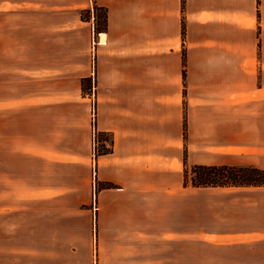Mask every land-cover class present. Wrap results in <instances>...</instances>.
<instances>
[{"label":"crops","instance_id":"0c3cea01","mask_svg":"<svg viewBox=\"0 0 264 264\" xmlns=\"http://www.w3.org/2000/svg\"><path fill=\"white\" fill-rule=\"evenodd\" d=\"M94 8L106 13L104 31L95 30V17L82 18ZM183 53L188 141L200 149L193 157L207 159L194 165L264 171V0H0V190L4 176L6 190L20 195L17 203L0 193V206L22 205V190L31 206L29 245L15 249V263L26 253L25 264H134V191L151 181L166 190V178L188 189L179 160ZM91 92L97 130L114 141L95 165L97 183L112 186L98 190L97 201L114 248L100 236L93 244L90 231ZM231 156L249 162H213ZM78 185L87 197L71 205L85 207L86 236L77 243L45 229L39 239V191ZM211 191L239 194L223 201L224 227L163 233L164 264H264V187ZM41 200L69 213L63 197ZM230 206H239L235 214Z\"/></svg>","mask_w":264,"mask_h":264},{"label":"rangeland","instance_id":"374dc122","mask_svg":"<svg viewBox=\"0 0 264 264\" xmlns=\"http://www.w3.org/2000/svg\"><path fill=\"white\" fill-rule=\"evenodd\" d=\"M184 9V5H183ZM104 11H100L94 8L90 14L82 13V18L87 20L92 16L95 17V30L97 25H101L104 19ZM97 31V30H96ZM183 35H184V25H183ZM96 46V41L90 42V52L92 53L93 48ZM185 53H183V100H182V125H183V145L182 151L179 154L181 162V176L183 180V172L185 169H190L195 166V162H202L204 159L202 156L197 155L193 157L196 153L198 145H189L188 141V126H187V102L185 101L186 90H185V80H186V70H185ZM94 71V65L91 64V74ZM90 132H91V160H92V196L89 194L88 197H92V203L90 205L91 209V223L90 231L92 232V240L97 242L98 236L101 237L103 243H106L107 247L114 248L116 246V241L114 238H109V229L104 228L105 222H101L98 218V201L97 192L101 189H111L110 185H103L97 183V158L102 155H108L113 152V136L111 134H103L97 130V103L93 92L90 93ZM94 113V115H93ZM93 115V116H92ZM243 152V150L241 151ZM209 160V159H208ZM215 163H229V164H243L248 163L249 160L245 158H238V156L225 157L223 159L214 158ZM75 178L77 173H74ZM78 182L79 179L77 178ZM175 179L166 178L167 185L170 186L166 190L153 188V181L150 183V189L141 191H134V230H133V247H134V264H164V246L166 244L161 240L163 233L165 235L172 236L173 227H181L184 232L193 231L195 228L200 227H210L216 226L218 229L224 227L226 223L225 217H227L226 209L227 207L223 205V201L229 197H237L238 192H218V191H200L188 188L186 190L182 189L181 183L177 182ZM10 183V182H9ZM80 184V182H79ZM2 189L0 190L1 198L4 199L8 193L12 195L10 197V202L19 203L18 198L19 191L12 190V187L8 190L4 187L7 185L6 179L3 176ZM8 186V185H7ZM76 186V185H75ZM94 187V189H93ZM174 187V188H173ZM94 190V192H93ZM91 191V188H90ZM96 191V192H95ZM23 197L22 205H2L0 206V264H25L28 262V255L23 253L20 257L18 255L17 262L15 263V249H19L20 246L29 245V229H30V212L31 206L29 205V191H21ZM38 204L32 207L34 212V228L38 229L39 239L43 237L41 230H64L67 234H71L74 237V241L79 243L83 237L86 236L89 229L84 216L83 209L84 206H72L71 198H82L83 200L87 197L84 188L78 185L75 190H54L47 192L41 190L38 193ZM55 197V198H65L67 203L70 205L69 213H66L68 207H62L61 202H51L48 205L45 204V200L42 198ZM243 196L249 197V200H253L257 195L246 194ZM7 198V197H6ZM5 198V199H6ZM175 198V200H174ZM4 199V200H5ZM150 199L149 203L148 200ZM173 200V201H172ZM82 201V200H80ZM175 203V204H174ZM224 206V207H223ZM62 208H64V218L67 219L62 224L61 215ZM181 209L180 212L177 211ZM232 209L231 213L235 214L234 210L239 208V206L229 207ZM176 210L175 216H173V210ZM149 211V213H148ZM147 212V213H146ZM67 217V218H66ZM233 219V216L230 218ZM166 227V229H164ZM205 229V228H204ZM148 233V234H147ZM170 233V234H169ZM42 235V237H41ZM60 238L62 234L60 233ZM149 237V239L147 238ZM63 239V238H62ZM149 244V252L146 253L145 246ZM104 245V244H103ZM168 245V244H167ZM25 249H28L25 248ZM106 256L108 260L114 259L115 254L108 253ZM120 254L117 255L119 257ZM147 261V262H146ZM113 264H120V262H114Z\"/></svg>","mask_w":264,"mask_h":264},{"label":"trees","instance_id":"16d2710c","mask_svg":"<svg viewBox=\"0 0 264 264\" xmlns=\"http://www.w3.org/2000/svg\"><path fill=\"white\" fill-rule=\"evenodd\" d=\"M106 13L97 31L106 30ZM183 187L194 190H257L264 187V171L254 167L193 166L183 172Z\"/></svg>","mask_w":264,"mask_h":264},{"label":"built area","instance_id":"2783aa9c","mask_svg":"<svg viewBox=\"0 0 264 264\" xmlns=\"http://www.w3.org/2000/svg\"><path fill=\"white\" fill-rule=\"evenodd\" d=\"M93 115H94V113H93ZM93 115H92V116H93Z\"/></svg>","mask_w":264,"mask_h":264}]
</instances>
